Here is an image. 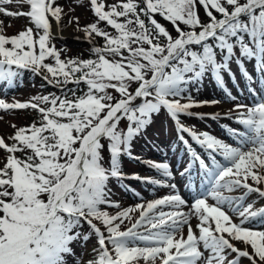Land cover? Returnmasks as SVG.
<instances>
[{"label":"snow or ice","instance_id":"obj_1","mask_svg":"<svg viewBox=\"0 0 264 264\" xmlns=\"http://www.w3.org/2000/svg\"><path fill=\"white\" fill-rule=\"evenodd\" d=\"M12 3H27L30 11L3 7ZM90 5L97 20L82 30L89 39L94 34L103 37L104 46L92 49L95 59L65 60L50 46L49 16L59 22L62 13L56 0H0V13L27 15L42 29L38 38L32 28L11 37L0 34V81L11 84L19 69L36 73L43 69L50 74L44 75L49 84L87 85L82 95L68 89L72 98L49 94L26 103L0 99V109L32 108L41 114L39 123L15 131L13 143L0 137V149L7 153L0 167V264H65L85 222L99 245L90 264H239L241 257L264 264V230L250 226L256 220L264 225V206L248 200L252 193L264 197V95L251 106L235 105L236 121L244 126L228 129L236 146L185 128L179 119L180 114L203 116L191 109L219 102L197 101L190 93L189 85L207 73L223 86L222 74L233 75L230 63L235 60L251 78L245 59H255L264 73V0H90ZM198 6L207 21H202ZM157 15L173 25L176 36ZM101 22L115 34L99 27ZM48 57L55 63H46ZM132 83L137 87L130 90ZM162 109L181 132L208 150L211 165L189 145L192 161L180 172L191 180L198 162L202 190L189 212L182 211L187 201L177 192L110 214L101 206L120 205L110 199L109 180L125 179L121 156L138 159L131 151L133 141ZM218 117L219 113L212 114ZM122 121L127 122L126 130L120 127ZM180 139L188 143L183 136ZM146 163L165 177L173 176L167 162ZM133 178L162 183L139 174ZM241 189L240 195H231ZM133 212H139L134 222ZM193 215L199 220L198 234L190 223ZM125 220L130 226L122 229ZM88 238L83 235V240ZM231 253L236 256L229 260Z\"/></svg>","mask_w":264,"mask_h":264},{"label":"rangeland","instance_id":"obj_2","mask_svg":"<svg viewBox=\"0 0 264 264\" xmlns=\"http://www.w3.org/2000/svg\"><path fill=\"white\" fill-rule=\"evenodd\" d=\"M106 2L116 3L117 0H106ZM56 5L62 8V13L59 22L49 16V22L51 24L50 46L54 45L55 48L60 51L61 59H95L96 55L91 51V48L103 46L99 45V39L95 34L92 39H89L82 30L85 26L97 20V17L91 9L90 0H56ZM3 7L12 12L27 13L30 11V5L27 3H12L3 5ZM198 13L202 21H205L206 14L202 6H198ZM76 18H78V21ZM156 19L166 27L170 34L173 36L177 35L175 28L170 22L159 15L156 16ZM99 26L102 28H111L106 22H101ZM181 27L188 30V26L186 25H181ZM27 28H32L35 38H38V36L42 34V29H38L27 15L8 16L4 13H0V34L11 37ZM70 29L80 31L84 33L85 36L70 37L67 35ZM111 33L115 34V30L112 28ZM94 44L97 45L95 46ZM7 46L10 47L11 45ZM217 51L219 52L218 49ZM235 53L239 56L238 48L235 50ZM126 54L127 53H125V55ZM45 62L55 63L52 57L46 58ZM230 67L233 75H229L227 72L222 74L224 81L223 86L218 84L211 73H207L199 82L189 85L190 93L195 100H215L219 102L193 107L191 109V112L204 114L203 116L180 114L179 119L180 123L183 124L185 128L192 129L197 133L207 132L226 143L236 146L237 141L231 136L228 129L235 128L243 130L244 126L238 124L236 121V114L234 111L235 105L237 103H243L251 106L261 95H264V73L260 71L259 65L255 59L244 60V69L251 78L245 77L235 60L230 63ZM18 72V76L11 84L6 81H0V99L5 100L6 103H26L31 101L35 96H45L49 94L57 96L67 95L68 98H72L71 92L67 90L72 89V87L76 85L74 83H69L66 86L49 84L44 79V75L50 76V74L46 73V70L43 69L40 73L33 72L31 69H19ZM135 87H137V84L132 83L130 85V90ZM108 91L112 95L118 96L115 90L109 89ZM229 94L236 99H230ZM76 95L82 94L76 92ZM41 106L46 105L41 104ZM216 113H219V117L215 119L212 118V114ZM40 120L41 114L32 108L0 109V137H3L6 143L11 144L13 141L10 137L14 136L18 128L29 126L33 122L39 123ZM126 123V121H122L120 127L126 130ZM13 125H15V127H13ZM181 136L188 141L187 144L180 139ZM189 145L206 163L211 165V160L208 157V150L193 140L188 132H181L175 120L166 110L162 109L159 114L153 116L152 122L144 132L133 141L131 151L133 156L138 159L122 155L124 169H121V171L125 175V179L117 180L116 178H110L109 180L108 188L110 190V199L113 202L119 203L120 209L108 207L106 205L101 206L102 209L108 211L110 214H115L122 209L129 207L134 208L138 203L159 199L178 192L182 198L187 201V204L182 206V211L189 212L193 198L202 190L198 162L193 165L191 180L187 175H180V172L192 161ZM6 155L7 153L0 149V167H2L3 162H5ZM16 155L20 158H24L25 154L17 152ZM104 156L105 166L107 167L108 161L110 160V153L106 150ZM217 159L224 162L223 157L218 154ZM146 161L167 162L170 165L173 176L165 177L161 175L158 170L152 168ZM134 174H139L140 177L157 179L162 181V183L152 184L144 180H137L133 178ZM171 184H175L176 187H169L168 185ZM243 191L244 190L241 189L231 193V195H240ZM248 200L255 201L256 207L264 206V197H260L257 193L250 194ZM209 203H214V201L210 199ZM165 210L167 211L168 209ZM225 211L232 216L234 222H238L237 215L229 208L226 207ZM130 215L132 216V222H134L139 212H133L130 213ZM94 223H97L102 231L105 230L100 222L94 221ZM190 223L192 224L193 230L198 234L199 230L196 226L199 220L195 215L191 217ZM129 226L130 222L125 220L122 229ZM250 226L253 230H264V225H262L259 220L253 221ZM79 231L82 236L73 243V253L65 257V264H90L91 261L96 259L97 254L95 250L99 248L96 234L90 229L86 222L82 223V227ZM183 232L186 236L187 226L184 227ZM83 235H88L89 238L85 241L83 240ZM235 243L237 247H245L239 242ZM249 251L251 252L250 248ZM207 254L208 253L205 252V255ZM235 256V253H231V255H228V259L231 260ZM239 264H251V261L247 257H241L239 258Z\"/></svg>","mask_w":264,"mask_h":264},{"label":"trees","instance_id":"obj_3","mask_svg":"<svg viewBox=\"0 0 264 264\" xmlns=\"http://www.w3.org/2000/svg\"><path fill=\"white\" fill-rule=\"evenodd\" d=\"M217 15H219V14H217ZM207 19H208V17L206 16V20L205 21H207ZM147 21V20H146ZM100 27V26H99ZM102 28V27H101ZM102 29H104L105 31H108V32H110L111 33V28L110 27H107V28H102ZM97 38L99 39L98 41H99V44L101 45V46H104V43H105V41H104V38L103 37H100V36H97ZM95 48V47H94ZM92 49H93V47L91 48V51H92ZM72 89L73 90H75L77 93H79V94H83V92H85V91H87V85L86 84H84L83 82L79 85V86H77V85H75L74 87H72ZM121 160V159H120ZM121 163H122V160H121ZM121 169H122V167H121Z\"/></svg>","mask_w":264,"mask_h":264},{"label":"bare ground","instance_id":"obj_4","mask_svg":"<svg viewBox=\"0 0 264 264\" xmlns=\"http://www.w3.org/2000/svg\"><path fill=\"white\" fill-rule=\"evenodd\" d=\"M67 35L70 37H84L85 36L84 33H81L80 31H76L75 29H70L67 32Z\"/></svg>","mask_w":264,"mask_h":264}]
</instances>
